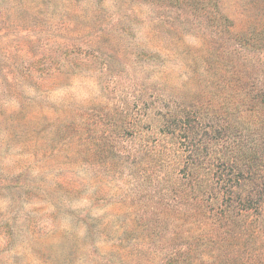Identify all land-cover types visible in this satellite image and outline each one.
Returning a JSON list of instances; mask_svg holds the SVG:
<instances>
[{"label": "rangeland", "instance_id": "1", "mask_svg": "<svg viewBox=\"0 0 264 264\" xmlns=\"http://www.w3.org/2000/svg\"><path fill=\"white\" fill-rule=\"evenodd\" d=\"M215 128L264 151V0H0V264H264Z\"/></svg>", "mask_w": 264, "mask_h": 264}, {"label": "trees", "instance_id": "2", "mask_svg": "<svg viewBox=\"0 0 264 264\" xmlns=\"http://www.w3.org/2000/svg\"><path fill=\"white\" fill-rule=\"evenodd\" d=\"M181 121L182 120H180L179 123H182V125H186L188 123ZM176 122L177 121H175V123ZM163 124L165 128L160 132L163 135V138H166L167 135L169 134L175 133L176 128L172 126L173 124L168 122H164ZM223 131L224 129L222 128H215L214 130L215 134L213 135V137H209L210 140L208 138L206 139L200 138L202 141L198 139L195 142L193 141V144L187 146L183 150L177 149V151H175L176 158L177 159L184 158V161L188 162L189 159H192L194 156H196V154H198L196 151L198 152L207 151L209 147H214V146L216 147L221 142L220 146L223 147L222 148L223 153H221L222 157H219L215 154L216 160L221 161L220 164L222 165L223 169H227L229 172L234 171L236 169L237 172H239L240 174V176L231 175L229 177L230 175L229 173L222 172V170H219L218 166H216L217 170L214 171V173L217 174L216 176L217 183H220L219 181L221 179L222 189L227 187V191L228 189L230 190L231 188L228 186H232V187L235 186L232 185L233 181L235 182V184L239 183L240 181L248 183V182H254L262 177L264 178V176L261 175V172H264V158H263L264 151L261 152L263 153L262 154L263 156L261 157L260 156L261 153L259 152V148H258V144H259L257 140L258 138L251 136L249 133L243 130L242 133L235 131L232 133L221 134ZM254 159L262 160V163H260L262 167L258 166V164L256 163H253ZM251 164H254L255 168H253ZM188 174L189 172H186L184 173L183 176L187 177ZM225 175L226 178L224 179L223 177H225ZM233 176L235 177L234 180L232 179ZM256 185L258 184L256 183ZM261 185L262 186L258 190L256 189V196H257L256 199H251L248 196L246 197L245 203L247 205L244 206V209H253V210L257 209L258 212L260 210V214L263 216L264 179ZM226 198L228 202H230L232 200L231 193L228 194ZM241 201L242 200H239V202Z\"/></svg>", "mask_w": 264, "mask_h": 264}]
</instances>
